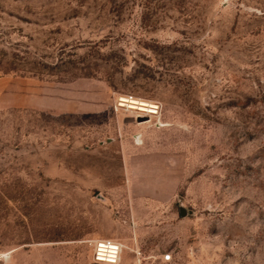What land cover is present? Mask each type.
<instances>
[{"label": "rangeland", "instance_id": "rangeland-1", "mask_svg": "<svg viewBox=\"0 0 264 264\" xmlns=\"http://www.w3.org/2000/svg\"><path fill=\"white\" fill-rule=\"evenodd\" d=\"M101 239L118 264H264V0H0L4 264Z\"/></svg>", "mask_w": 264, "mask_h": 264}, {"label": "built area", "instance_id": "built-area-1", "mask_svg": "<svg viewBox=\"0 0 264 264\" xmlns=\"http://www.w3.org/2000/svg\"><path fill=\"white\" fill-rule=\"evenodd\" d=\"M132 98V97H130ZM122 97H118L115 102V108L122 109L123 102ZM158 106L150 104L148 111H134L138 116L137 117H148L156 116L158 112ZM122 248L118 243L111 240H96L92 244L91 260L89 264H118L120 262ZM170 256L166 255L164 261H169ZM0 264H4V257L0 254Z\"/></svg>", "mask_w": 264, "mask_h": 264}, {"label": "bare ground", "instance_id": "bare-ground-1", "mask_svg": "<svg viewBox=\"0 0 264 264\" xmlns=\"http://www.w3.org/2000/svg\"><path fill=\"white\" fill-rule=\"evenodd\" d=\"M124 99V98H123ZM123 104H122V108H128L130 110V108H137V111H141V112H146L148 111V108H150V104H152L151 102H148V101H144V100H139V99H136V98H128V99H124L123 100ZM135 108V109H136ZM134 111V110H132ZM157 113V112H155ZM134 139L136 140V142L138 144H140L139 142V138L137 136L134 137ZM5 253H2V256L4 257V262L8 260V255H4ZM10 257V256H9Z\"/></svg>", "mask_w": 264, "mask_h": 264}, {"label": "water", "instance_id": "water-1", "mask_svg": "<svg viewBox=\"0 0 264 264\" xmlns=\"http://www.w3.org/2000/svg\"><path fill=\"white\" fill-rule=\"evenodd\" d=\"M180 215L182 217H185L187 214H186V211L183 209V208H180Z\"/></svg>", "mask_w": 264, "mask_h": 264}, {"label": "crops", "instance_id": "crops-1", "mask_svg": "<svg viewBox=\"0 0 264 264\" xmlns=\"http://www.w3.org/2000/svg\"><path fill=\"white\" fill-rule=\"evenodd\" d=\"M13 106H18V104H13V103H12V104L10 105V107H13ZM25 107H32V108L35 109V107H34L33 105H30V106H26V105H25ZM36 109H39V107H36Z\"/></svg>", "mask_w": 264, "mask_h": 264}]
</instances>
